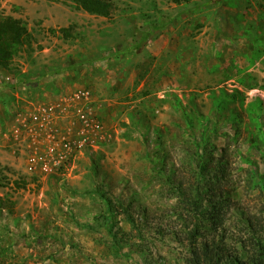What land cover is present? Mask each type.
Listing matches in <instances>:
<instances>
[{
	"label": "rangeland",
	"instance_id": "obj_1",
	"mask_svg": "<svg viewBox=\"0 0 264 264\" xmlns=\"http://www.w3.org/2000/svg\"><path fill=\"white\" fill-rule=\"evenodd\" d=\"M111 1L0 0L29 30L0 64V264H264V0ZM75 88L102 139L28 175L14 117Z\"/></svg>",
	"mask_w": 264,
	"mask_h": 264
},
{
	"label": "built area",
	"instance_id": "obj_2",
	"mask_svg": "<svg viewBox=\"0 0 264 264\" xmlns=\"http://www.w3.org/2000/svg\"><path fill=\"white\" fill-rule=\"evenodd\" d=\"M15 84L10 76L0 78V89ZM94 103L92 89L75 88L49 102L28 101L19 110L7 139L24 157L25 173L57 176L82 150L95 147L104 124Z\"/></svg>",
	"mask_w": 264,
	"mask_h": 264
},
{
	"label": "trees",
	"instance_id": "obj_3",
	"mask_svg": "<svg viewBox=\"0 0 264 264\" xmlns=\"http://www.w3.org/2000/svg\"><path fill=\"white\" fill-rule=\"evenodd\" d=\"M77 9H82L89 14L109 17L113 11V2L111 0H69ZM65 31V30H64ZM29 39V30L26 24L18 18L5 16L0 19V64H6L12 57L22 49L25 42ZM205 147V146H203ZM202 171L206 166H200ZM189 204L195 208L196 200L190 198ZM197 209V208H196ZM243 220V219H242ZM247 223V232L253 234L258 231L260 225L258 222L244 220ZM217 223V222H216ZM193 234V231H192ZM194 236V235H193ZM258 246L260 256H264V241L260 234L253 236ZM194 251V249H193ZM195 255V253L193 252Z\"/></svg>",
	"mask_w": 264,
	"mask_h": 264
},
{
	"label": "crops",
	"instance_id": "obj_4",
	"mask_svg": "<svg viewBox=\"0 0 264 264\" xmlns=\"http://www.w3.org/2000/svg\"><path fill=\"white\" fill-rule=\"evenodd\" d=\"M43 97H45V101L46 102H49V101H51V100H53V99H51V97H53V95L52 94H44V96ZM51 99V100H50ZM94 100L96 101V96H95V94H94ZM38 101H40V100H38ZM33 102H35V101H33Z\"/></svg>",
	"mask_w": 264,
	"mask_h": 264
}]
</instances>
